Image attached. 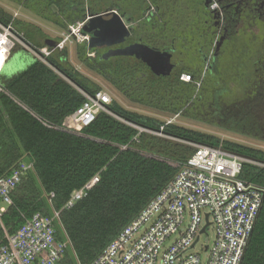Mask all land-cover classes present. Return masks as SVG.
I'll return each instance as SVG.
<instances>
[{
  "label": "trees",
  "instance_id": "obj_1",
  "mask_svg": "<svg viewBox=\"0 0 264 264\" xmlns=\"http://www.w3.org/2000/svg\"><path fill=\"white\" fill-rule=\"evenodd\" d=\"M10 1L64 31L80 23L79 0ZM230 4L224 22L217 10H200L190 0H130L132 11L119 7L131 19L134 39L172 56L170 72L133 57L113 63L90 56L95 50L87 42L77 45L78 61L133 104L264 134V0ZM0 21L12 22L1 8ZM48 62L35 60L0 81V177L21 161L34 162L3 221L15 234L33 215L60 211L72 249L57 264L96 259L174 178L195 152L193 143L251 158L241 178L264 189V150L130 111L116 100L110 109L120 119L101 112L90 126L74 128L71 116L85 100L81 90L102 87L70 64L66 48L55 49ZM231 113H244L248 125L240 129L242 120ZM96 175L100 181L89 195L65 209L71 193ZM5 243L0 229V247ZM241 264H264V201Z\"/></svg>",
  "mask_w": 264,
  "mask_h": 264
},
{
  "label": "built area",
  "instance_id": "obj_2",
  "mask_svg": "<svg viewBox=\"0 0 264 264\" xmlns=\"http://www.w3.org/2000/svg\"><path fill=\"white\" fill-rule=\"evenodd\" d=\"M15 19L16 16L9 24L0 21V76L16 46L26 48L37 60L49 65L48 57L55 49H63L66 42L37 50L14 30ZM83 25L71 26V33L80 34ZM85 39L88 37L84 36ZM81 93L85 100L71 116L73 126L88 127L101 112L117 117L110 109V93L103 89L93 94L82 90ZM191 145L195 152L163 190L96 259L79 264L242 263L264 201V189L241 178L244 163L254 161L225 150L222 145ZM33 170L34 162L25 160L0 177V229L6 238L0 247V264H57L72 249L60 211L54 208L50 216L37 213L26 219L15 234H10L4 224V215L13 205V193L22 178ZM99 181L100 176L96 175L74 190L64 208H73ZM53 197L52 193L50 199ZM210 227L215 229V239L211 246L203 247L202 252L207 254L203 260L194 249Z\"/></svg>",
  "mask_w": 264,
  "mask_h": 264
},
{
  "label": "rangeland",
  "instance_id": "obj_3",
  "mask_svg": "<svg viewBox=\"0 0 264 264\" xmlns=\"http://www.w3.org/2000/svg\"><path fill=\"white\" fill-rule=\"evenodd\" d=\"M115 2L117 7H126V5L130 3V0H115ZM87 3L90 8H95L96 0H88ZM0 8L3 9L7 14L11 15L12 19L16 16V19L13 22L14 30L18 34H23V37L26 42L37 50L43 49L44 44L47 45L48 41L65 42L66 40L63 49L66 48L68 50V60L70 64L73 65L78 71H81L86 76L90 77L92 80L101 85L102 89L110 93L113 100H116L122 107L130 111L157 118L161 121L175 123L177 125L189 129L204 132L207 134H212L220 138L221 140H228L249 147L264 150V134H257V136H249L247 134L234 132L224 126H216L203 120H197L182 116L172 117L162 112L131 103L130 101L120 96L117 92H115L113 88L110 87L101 77L87 70L82 64H80L77 58V45L79 43H83L84 41V36L81 33L79 34V32L76 31V33L74 32L72 34L71 29L64 31L52 22L40 18L31 11L11 2L10 0H0ZM96 8H98V6ZM124 9H131L132 11V8H130L129 5H127V7ZM127 22H129V20H127ZM117 58L119 57H114L110 60L113 62L116 61ZM122 58V62H130V57ZM35 60V55L29 52L26 48L21 47L19 45L16 46L1 73L0 81L4 79L13 78L14 76H17L18 74L24 72L29 66H31L35 62ZM139 60L144 61L143 59ZM181 77L182 80L189 81L188 75H182ZM262 114L260 116H262ZM232 115H235L242 120V122H240V129H242L245 125H248L249 119L244 116V113H231V116ZM250 119H253L252 116L250 117ZM59 231L62 233L61 228H59ZM214 239L215 229L214 227H210L207 234H204L201 237L200 243L194 249V252H200L203 260H205L207 254L202 252L203 247L206 244L211 246ZM168 244L169 243H167V245Z\"/></svg>",
  "mask_w": 264,
  "mask_h": 264
},
{
  "label": "water",
  "instance_id": "obj_4",
  "mask_svg": "<svg viewBox=\"0 0 264 264\" xmlns=\"http://www.w3.org/2000/svg\"><path fill=\"white\" fill-rule=\"evenodd\" d=\"M84 31L93 34V37L88 41L90 49L118 46L105 52L102 55V59L104 60L114 57H133L148 61L154 67L164 71L170 72L172 70L170 64L171 55L153 51L144 43L132 38L129 26L116 13H114L111 19H105L104 15L92 16L84 26ZM47 45L55 47L56 43L48 41ZM159 135L164 136L161 133ZM244 158L253 161L249 157Z\"/></svg>",
  "mask_w": 264,
  "mask_h": 264
},
{
  "label": "flooded vegetation",
  "instance_id": "obj_5",
  "mask_svg": "<svg viewBox=\"0 0 264 264\" xmlns=\"http://www.w3.org/2000/svg\"><path fill=\"white\" fill-rule=\"evenodd\" d=\"M190 1L197 3L199 5L200 10H201V8H203V9L207 8L209 10H214V11L217 10L221 14V20L224 22V20H225L224 12H225V9L227 8L228 0H190ZM230 1H231L230 5H234L238 1L240 2V0H230ZM87 2H88V0H79V5H80L79 21H80V23H84L80 33L83 36L88 37V40L85 39L83 42H87V44H88V41L93 37V34H90V33H87L84 31V26L86 25V23L89 21V19L92 16L104 15L105 19H111V18H113L114 13H116L117 15H119L123 18V20L129 26V29L131 31V37L133 38L131 25L127 22V20L130 21L131 19L128 16H125V14H123L120 11L119 7L116 6L115 0H96L95 8H90V6L88 5ZM97 6H98V8H96ZM123 8H125V7H123ZM145 13H146V10H145ZM146 15H148V12ZM127 40H128V38H127ZM140 42H142V41H140ZM117 47L93 48V50H95V52H93L90 55H93V56L100 55L102 57V55L105 52L109 51L110 49L117 48ZM171 62H172V56H171L170 64H171ZM189 80H190V77H189Z\"/></svg>",
  "mask_w": 264,
  "mask_h": 264
},
{
  "label": "crops",
  "instance_id": "obj_6",
  "mask_svg": "<svg viewBox=\"0 0 264 264\" xmlns=\"http://www.w3.org/2000/svg\"><path fill=\"white\" fill-rule=\"evenodd\" d=\"M45 47H50V46L47 45V46H45ZM43 48H44V47H43ZM50 48H52V47H50ZM36 60H37V59H36Z\"/></svg>",
  "mask_w": 264,
  "mask_h": 264
}]
</instances>
